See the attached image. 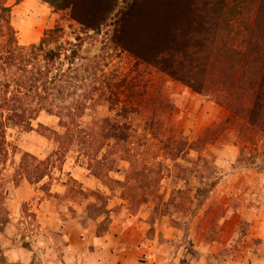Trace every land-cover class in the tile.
<instances>
[{
  "label": "rangeland",
  "instance_id": "1",
  "mask_svg": "<svg viewBox=\"0 0 264 264\" xmlns=\"http://www.w3.org/2000/svg\"><path fill=\"white\" fill-rule=\"evenodd\" d=\"M205 1L9 0L21 46L62 30L56 67L65 76L62 94L51 95L32 129L7 128L0 264H264L262 140L244 149L227 107L136 55L163 38L160 24L195 16ZM141 99L148 106H128ZM102 120L118 130L108 126L105 139L93 140ZM124 124L127 141L113 136ZM222 124L218 141L177 158L167 153L173 127L193 142ZM25 153L45 163L49 175L39 183L16 178ZM151 241L157 250L144 262L142 244Z\"/></svg>",
  "mask_w": 264,
  "mask_h": 264
},
{
  "label": "trees",
  "instance_id": "2",
  "mask_svg": "<svg viewBox=\"0 0 264 264\" xmlns=\"http://www.w3.org/2000/svg\"><path fill=\"white\" fill-rule=\"evenodd\" d=\"M203 3L205 9H196L195 16H178L164 26L160 24L159 36L163 34V38L144 55H136L158 71L227 107L240 121L238 139L244 149L259 139L264 144V0H217L215 3L207 0ZM11 11L9 0H0V165L9 158V125L16 123L32 129V120L39 112L47 110L46 105H53L49 103L51 95L62 94L60 84L65 76L61 68L56 67L64 51L59 45L62 30H50L39 45L21 46ZM232 11L234 16L230 15ZM52 43L57 45L49 48ZM66 60L69 65L75 63L71 56H66ZM163 102L159 99L157 104L162 106ZM136 104L148 106V101L136 100L128 106ZM152 117L157 125L163 123L157 114ZM102 123L107 125L98 126L100 133L93 140L106 138V129L112 124L110 120H102ZM119 128L122 129L119 135L114 131L113 136L123 141L132 137L127 132L129 125ZM110 129L118 130L115 126ZM172 132L175 135L167 136V140L175 148L166 152L171 158H177L184 148L200 149L218 141L224 133V125L207 128L193 142L174 127ZM176 134L180 136L177 138ZM86 137L80 136L81 143ZM123 150L129 157L135 155L124 147ZM23 160L16 178L25 177L39 183L49 175L45 163L34 155L25 153Z\"/></svg>",
  "mask_w": 264,
  "mask_h": 264
},
{
  "label": "crops",
  "instance_id": "3",
  "mask_svg": "<svg viewBox=\"0 0 264 264\" xmlns=\"http://www.w3.org/2000/svg\"><path fill=\"white\" fill-rule=\"evenodd\" d=\"M130 222V221H129ZM123 223V222H122ZM122 242H120V245H122V247L124 246V248L126 247L127 249L132 247V244L130 243V240H121ZM127 241V242H126ZM142 244V243H141ZM136 245H139L138 242L136 243ZM142 247V250L145 251L144 254L141 255V258H139L140 260H143L144 262L146 261H150L152 258H150L152 255H154L153 251L155 250V243L153 241L149 242L146 244V242H144ZM150 246V248H149ZM157 246V245H156ZM107 247V246H106ZM148 251V252H147ZM144 255V256H143ZM144 257V258H143ZM159 263V262H158ZM139 264H142L141 262Z\"/></svg>",
  "mask_w": 264,
  "mask_h": 264
}]
</instances>
